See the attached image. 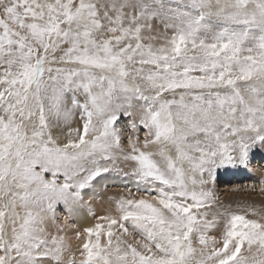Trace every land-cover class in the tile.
Here are the masks:
<instances>
[{
	"label": "snow or ice",
	"instance_id": "snow-or-ice-1",
	"mask_svg": "<svg viewBox=\"0 0 264 264\" xmlns=\"http://www.w3.org/2000/svg\"><path fill=\"white\" fill-rule=\"evenodd\" d=\"M258 153L264 0H0V264H264Z\"/></svg>",
	"mask_w": 264,
	"mask_h": 264
},
{
	"label": "rangeland",
	"instance_id": "rangeland-1",
	"mask_svg": "<svg viewBox=\"0 0 264 264\" xmlns=\"http://www.w3.org/2000/svg\"><path fill=\"white\" fill-rule=\"evenodd\" d=\"M234 169L235 168L221 170V172L218 174L217 190L220 199L224 203H232L233 206H235V204L238 202L249 201V202L259 203L261 202V200H264V197H261L259 195H254L248 190H239V191L236 190L237 186H242L252 183L259 185L260 180L264 178V153H258L256 155L253 162L250 163L247 167L248 169L247 174L239 175L240 172L236 173ZM242 171H245L244 167H242ZM249 173H251L252 175L251 178L247 177ZM114 181H115L114 177H109L107 180V183L112 185L108 190V193H111V195L114 193L115 194L118 193L117 190L120 189L119 187L113 185L115 183ZM58 212L61 215V217L68 216V213L64 210L62 206L58 208ZM76 218L77 215L75 214L74 219L70 220L69 223L75 224L77 227L78 225L76 223ZM93 219L95 218L93 217Z\"/></svg>",
	"mask_w": 264,
	"mask_h": 264
},
{
	"label": "bare ground",
	"instance_id": "bare-ground-1",
	"mask_svg": "<svg viewBox=\"0 0 264 264\" xmlns=\"http://www.w3.org/2000/svg\"><path fill=\"white\" fill-rule=\"evenodd\" d=\"M234 171L236 173L240 172L239 175H242V174L244 175V174H247L248 169L245 168V171H242V167H237V168L234 169ZM249 175H247V177H250L251 178L252 177L251 173H249ZM114 182L115 183L113 185H115L116 187H119L120 188V189L117 190V192H121V191H124L125 190L123 188V185H122V183H121V181L119 179H116L115 178V181ZM108 194L111 195V193H108ZM90 195H91V193L88 194V196H90ZM88 196H86L85 199H88ZM92 207L96 211V214L97 215H103L104 214V208H103V206L100 205L99 199H97V201L92 205ZM76 215H77L76 223L78 225L77 227L79 229H81V230L84 229V228H86V227L92 226L96 222L95 219H93L92 213H90L87 208H83V209L78 210V212L76 213ZM68 235L70 237H72L73 247H75L76 244L78 243L75 240V234L70 231L68 233Z\"/></svg>",
	"mask_w": 264,
	"mask_h": 264
}]
</instances>
